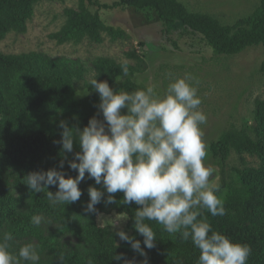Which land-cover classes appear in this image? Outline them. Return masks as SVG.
Returning <instances> with one entry per match:
<instances>
[{"label":"trees","instance_id":"obj_1","mask_svg":"<svg viewBox=\"0 0 264 264\" xmlns=\"http://www.w3.org/2000/svg\"><path fill=\"white\" fill-rule=\"evenodd\" d=\"M41 1L0 0V42L11 32L24 34L34 7ZM77 1L76 8L63 11L64 22L59 31L49 36L58 45H79L83 41L101 44L104 36L112 42L125 38L123 31L105 24L98 10L90 9L95 6L148 13L161 23L162 36L175 49L179 47L174 37L188 40L187 48L196 54L207 52L215 59L237 56L253 47L264 49V0L251 14L228 25L213 16L192 12L178 0H117L111 5H98L97 0ZM147 46L151 51L166 50L164 46ZM131 58L138 64L95 58L93 79L107 81L114 91L146 88L134 80L135 74L143 71L142 60L135 54ZM85 72L77 62L52 59L42 53H0V235L13 234L9 251L17 254L19 247L28 243L38 246V264H123V260H113L116 254H123L133 264H144L145 260L147 264H196L199 250L190 241L183 242L179 234H168L154 221L145 223L156 233L155 246L145 248L143 237L133 227L139 207L134 203L105 204L102 200L95 205L96 213L86 214L88 187L103 191L87 174L78 185L82 191L80 200L64 207H51L46 193L32 192L24 183L29 173L56 168L63 159L58 143L60 123L54 119L57 114L61 112L62 121L81 130L91 117L102 119L91 103H99L98 94L84 102L73 100L75 83L84 79ZM258 72L264 78V61ZM207 148L212 163L219 169L221 190L216 194L224 201L226 215L213 217L205 212V216L213 230L251 248L248 264H264V101H254L250 124L242 128L229 126ZM232 153L240 157L242 164L228 169ZM245 154L256 159V167L246 164L241 158ZM66 156L63 171L66 178H74L76 172L67 165L73 154ZM47 191L55 193L57 189L49 186ZM122 196L115 194L117 201ZM34 215L44 218L38 227L31 223ZM113 215L127 216L122 230L141 242L146 256L120 241L110 224L100 225V218Z\"/></svg>","mask_w":264,"mask_h":264},{"label":"clouds","instance_id":"obj_2","mask_svg":"<svg viewBox=\"0 0 264 264\" xmlns=\"http://www.w3.org/2000/svg\"><path fill=\"white\" fill-rule=\"evenodd\" d=\"M124 71L127 74L126 66ZM193 80L189 74L177 78L161 95L155 85L133 92L114 91L107 81L92 79L102 119L91 117L82 130L61 121L58 143L63 159L56 168L29 173L24 183L32 192L46 193L51 207H64L80 200L78 185L87 174L103 191L88 187L85 213H96L95 205L102 200L105 204L138 205L133 227L143 237L145 248L155 246L156 233L145 223L154 221L199 250L196 264H248L251 248L213 230L205 216V212L224 216L226 209L216 194L221 186L214 177L215 169L205 164L208 151L201 125L207 123V116L200 109L202 101ZM74 140L79 145L76 152ZM68 153L73 154L67 165L76 172L74 178H66L63 171ZM49 186L57 191H47ZM116 193L123 194L120 201ZM43 219L34 215L31 223L38 227ZM116 236L146 256L139 240L123 230ZM13 238L11 232L0 235V264H38V246L28 243L13 254L9 251ZM113 260L133 264L123 254L113 255Z\"/></svg>","mask_w":264,"mask_h":264},{"label":"rangeland","instance_id":"obj_3","mask_svg":"<svg viewBox=\"0 0 264 264\" xmlns=\"http://www.w3.org/2000/svg\"><path fill=\"white\" fill-rule=\"evenodd\" d=\"M117 0H97L98 5H111ZM190 11L215 17L223 24H233L238 19L251 14L260 0H178ZM77 0H43L34 7V15L27 23L24 34L9 33L0 42V53L21 54L37 52L49 58H63L69 62H77L86 70L84 79L75 83L74 102H84L97 95L91 87L94 78L92 61L97 57L109 58L118 63L135 66L138 62L131 58L132 54L142 60L143 71L134 76L137 83L155 85L161 95L169 83L177 78L191 75L193 84L201 98L200 109L207 116V123L201 125L203 140L208 144L216 140L229 126L242 128L250 124L253 103L256 99L264 101V78L259 74L260 64L264 61V49L253 47L237 56L212 58L207 52L196 54L186 46V39H178L179 49H175L171 41L162 36L161 23L146 12L132 9L103 10L93 6L92 11H99L105 24L125 33V38L115 42L104 36L101 44L83 41L79 45H58L49 36L59 31L64 22L63 11L76 8ZM172 39V40H174ZM145 44L140 47L139 44ZM166 47L165 51L153 50L147 46ZM198 81V84L195 83ZM87 92V93H86ZM94 111L99 103L91 102ZM62 121L61 112L54 118ZM73 149L79 151L74 140ZM208 151V148H207ZM241 158L249 166L256 167L257 161L248 155ZM206 166L215 169L214 177L219 182V169L214 166L208 152ZM240 157L232 153L228 160V169L240 167ZM126 218L124 216H107L99 219L100 225L110 224L116 231L122 230Z\"/></svg>","mask_w":264,"mask_h":264}]
</instances>
